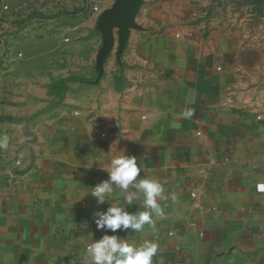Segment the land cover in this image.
Wrapping results in <instances>:
<instances>
[{"label":"crops","instance_id":"1","mask_svg":"<svg viewBox=\"0 0 264 264\" xmlns=\"http://www.w3.org/2000/svg\"><path fill=\"white\" fill-rule=\"evenodd\" d=\"M38 17L0 5V264H90L92 238L113 233L96 229L109 205L89 193L122 149L143 165L137 179L164 186V215L115 234L158 243L153 264H264V63L248 41L190 39L136 13L80 75L77 56L62 70L29 48L44 42L29 37Z\"/></svg>","mask_w":264,"mask_h":264},{"label":"rangeland","instance_id":"2","mask_svg":"<svg viewBox=\"0 0 264 264\" xmlns=\"http://www.w3.org/2000/svg\"><path fill=\"white\" fill-rule=\"evenodd\" d=\"M118 0H0L7 15L23 19L29 13L44 20L31 24L29 37L43 39L42 46L61 57L62 70H70L71 58H78L79 74L86 70L90 57L97 60L104 37L102 15ZM56 13L61 21L52 24ZM137 14L159 27L190 39L239 38L247 40L249 51L258 63H264V0H142ZM58 16V14H56ZM52 40V42H51ZM54 40L56 41L54 43ZM56 44V45H54ZM19 53L23 46H15Z\"/></svg>","mask_w":264,"mask_h":264},{"label":"clouds","instance_id":"3","mask_svg":"<svg viewBox=\"0 0 264 264\" xmlns=\"http://www.w3.org/2000/svg\"><path fill=\"white\" fill-rule=\"evenodd\" d=\"M191 115V110L182 113L185 118ZM8 146V136L0 137V149H7ZM102 169L107 172L108 178L91 187L89 194L95 198L97 205L107 202L109 206L105 211L94 212L93 220L97 230L113 234H104L98 240L92 238L86 247L90 264H153V257L159 249L158 243L149 239L137 243L115 233H127L129 230L142 233L146 225L154 229V217L162 218L164 215L158 203L165 198L164 186L153 178L137 179L143 171V165L138 164L136 156L127 155L123 149L112 155L107 167ZM114 189H119L123 195L122 203L118 199L112 204L108 202L113 197ZM257 190L264 193V184H258ZM141 196L143 210L128 211Z\"/></svg>","mask_w":264,"mask_h":264},{"label":"water","instance_id":"4","mask_svg":"<svg viewBox=\"0 0 264 264\" xmlns=\"http://www.w3.org/2000/svg\"><path fill=\"white\" fill-rule=\"evenodd\" d=\"M142 5V0H118L112 7L104 10L102 21L104 32H108L111 25L123 28L136 14Z\"/></svg>","mask_w":264,"mask_h":264}]
</instances>
